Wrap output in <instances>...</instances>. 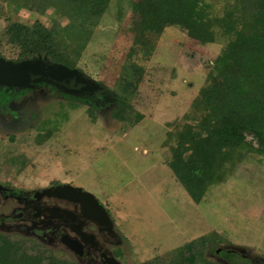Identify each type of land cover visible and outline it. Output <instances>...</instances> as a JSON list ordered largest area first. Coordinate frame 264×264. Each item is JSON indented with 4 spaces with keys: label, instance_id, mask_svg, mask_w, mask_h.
<instances>
[{
    "label": "rangeland",
    "instance_id": "374dc122",
    "mask_svg": "<svg viewBox=\"0 0 264 264\" xmlns=\"http://www.w3.org/2000/svg\"><path fill=\"white\" fill-rule=\"evenodd\" d=\"M161 1L111 0L99 22L82 31L64 10L50 7L37 13L0 0V35L14 21L39 20L48 27L59 23V38L72 59L61 63L76 64L111 96L101 113L64 92L28 91L13 100L11 110L20 111L0 128V179L36 186L58 178L91 191L115 217L127 243L129 257L119 251L123 264H141L192 240L198 244L206 234L220 241L208 245L209 257L243 262L240 254L225 250L240 247L244 264H250L251 254L255 264H264V153L250 152L228 165L197 202L168 166L171 153L163 144L167 122L199 114L193 98L213 68L210 62L233 34L216 27V40L202 43L177 25L166 26L160 35L151 33L148 18ZM203 1L213 17L227 10L236 19L240 15L235 0ZM0 55L12 59L18 53L3 40ZM139 74L138 89L127 88ZM119 92L144 114L137 124L108 114ZM12 116L0 111V122ZM127 116L137 119L131 111ZM10 133L16 139L7 138ZM247 139L257 145L253 135ZM12 241L15 250L16 239ZM19 241L29 253L43 250L31 248L28 239Z\"/></svg>",
    "mask_w": 264,
    "mask_h": 264
},
{
    "label": "trees",
    "instance_id": "16d2710c",
    "mask_svg": "<svg viewBox=\"0 0 264 264\" xmlns=\"http://www.w3.org/2000/svg\"><path fill=\"white\" fill-rule=\"evenodd\" d=\"M6 1L17 5L18 10L25 8L37 13H44L50 7L59 12L64 10L63 13L74 17L73 22L83 31L99 22L111 0ZM235 2L240 11L238 19L233 17L231 10L220 17L211 16L203 0H162L151 10L146 27L151 33L160 35L166 26L177 25L202 43L216 40V27L233 34L224 50L210 62L213 68L193 98L191 104L199 114L167 122L163 141L171 153L167 164L197 202L203 199L212 182L223 177L228 165L240 163L250 152L264 153V0ZM58 28L59 23L55 22L48 27L39 20L14 21L0 35V44L4 40L17 49L18 56L13 60L41 54L47 55L54 63H66L72 60L71 50L59 38ZM74 36H78L76 32ZM139 70L141 67L136 73H140ZM140 76L127 84L130 85L127 88L137 90ZM115 95L118 97L110 117L137 124L144 114L134 109L123 92ZM130 111L137 119L127 116ZM247 135H253L257 145L248 140ZM208 236L199 237L198 244L192 240L164 251V254L158 253L141 264H227L209 257L208 245L220 241ZM13 243L0 234V264H49L44 260L51 259L52 263L55 258L45 249L29 253L19 242H15L14 250ZM5 247L9 248L6 250ZM231 261L234 264L245 263Z\"/></svg>",
    "mask_w": 264,
    "mask_h": 264
},
{
    "label": "flooded vegetation",
    "instance_id": "af4514ba",
    "mask_svg": "<svg viewBox=\"0 0 264 264\" xmlns=\"http://www.w3.org/2000/svg\"><path fill=\"white\" fill-rule=\"evenodd\" d=\"M45 63L44 69L48 70L54 62L46 59ZM79 69L82 73L78 78L71 76L57 80L49 75H32L35 80H32L28 86L0 85V111L13 113L11 120L5 123L0 122V128L12 121L16 112L20 111L19 109L11 110V102L26 95L28 91H34L35 95L38 91L54 94L68 93L69 98L77 96L84 99L88 107L97 106L101 113L102 104L106 103L107 105L111 99L109 90L84 73L81 68ZM39 77L41 78L38 79ZM115 100L116 95L108 108L109 115L115 106ZM27 133L30 132L22 134ZM16 136V133H10L7 138L16 139ZM65 183L82 187L58 178L50 179L43 185H30L31 187L0 179V207H4L0 211V234L10 238L11 241L16 239L15 242L19 243H22L19 241L21 237L28 239L32 242L31 248L38 247L43 250L46 248L55 257L52 259V263L112 264V262L115 263V259L123 264L119 251H122L124 257H129V254L128 250L126 251L127 243L120 235L115 217L111 216L108 208L99 199L107 210L108 217L101 214L90 200H79L74 198L75 195H65L54 191L56 187ZM82 188L86 190L84 187ZM94 210L99 216L97 219L91 216ZM21 246L25 247L23 243ZM225 250L238 253L243 257L246 256L240 247ZM216 252H220V249H217ZM247 258L250 264H255L257 260L252 254ZM47 262L52 264L50 263L51 259H47ZM223 263L234 264L228 258H225Z\"/></svg>",
    "mask_w": 264,
    "mask_h": 264
},
{
    "label": "water",
    "instance_id": "95a60500",
    "mask_svg": "<svg viewBox=\"0 0 264 264\" xmlns=\"http://www.w3.org/2000/svg\"><path fill=\"white\" fill-rule=\"evenodd\" d=\"M48 59L47 55L42 56L41 54L32 58H24L20 60H13L5 58L0 55V85L6 86H28L31 84L32 75H49L54 79L61 80L66 77L76 76L82 71L78 67H70L63 63H53L48 70L44 69L46 66L45 60ZM39 77L38 79H40ZM56 193L72 194L75 195V199L79 200H90L96 209H99L101 214L103 213L106 217L107 210L104 205L100 203L98 198L90 191L83 190L82 187L74 186L69 183H65L54 190ZM94 212V213H93ZM91 216L98 218L99 216L92 211ZM219 251V250H218ZM113 261V260H111ZM115 263L120 264L114 259ZM111 264V263H110Z\"/></svg>",
    "mask_w": 264,
    "mask_h": 264
}]
</instances>
